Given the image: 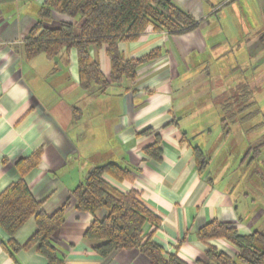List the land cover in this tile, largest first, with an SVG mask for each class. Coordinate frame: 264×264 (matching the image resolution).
I'll use <instances>...</instances> for the list:
<instances>
[{
  "label": "crops",
  "instance_id": "1",
  "mask_svg": "<svg viewBox=\"0 0 264 264\" xmlns=\"http://www.w3.org/2000/svg\"><path fill=\"white\" fill-rule=\"evenodd\" d=\"M46 1L0 0V194L20 179L18 162L42 150L38 167L24 180L35 199L44 202L47 215L71 199L66 221L54 236L61 264H150L138 250L105 259L85 238L91 224L106 213L77 211L72 191L94 167L115 163L131 170L134 181L112 183L122 192L137 191L159 218L154 240L167 255L176 253L188 264H212L206 257L211 246L234 257L232 244H204L198 231L213 221L228 223L243 236L264 230V210L258 212L249 193L234 194L238 163L231 145L221 153L215 147L228 139L233 126L246 132L256 126L235 123L226 133L222 106L246 105L239 117L261 113L257 98L264 86V0H173L201 21L199 28L179 36L150 28L137 42L121 44L126 59L157 50L161 56L142 65L135 81L114 84L105 94L96 86L82 88L76 50L54 59L45 54L27 58L25 42ZM66 21L70 19L54 13L44 25L57 28ZM91 58L109 78L106 48H92ZM216 106L217 116L208 115ZM211 116L221 120L213 143L205 140L213 131L209 122H194ZM157 138L160 161L145 153ZM195 148L210 159L206 173L197 167ZM36 231L33 218L14 240L25 246ZM10 239L0 228V264L49 263L36 247L12 255L4 246Z\"/></svg>",
  "mask_w": 264,
  "mask_h": 264
},
{
  "label": "trees",
  "instance_id": "2",
  "mask_svg": "<svg viewBox=\"0 0 264 264\" xmlns=\"http://www.w3.org/2000/svg\"><path fill=\"white\" fill-rule=\"evenodd\" d=\"M54 13L64 15L70 21L60 23L57 28H45L44 24L53 18ZM76 23L80 25L77 27ZM200 24V20L173 0H47L41 9L39 22L26 39L25 51L29 59L40 54L54 59L64 51L76 50L82 88L90 90L96 86L101 94H105L114 84L124 80L135 81L137 70L142 65L161 56L157 50L140 59H126L120 51L121 44L137 42L150 28L154 32L179 36L198 29ZM103 47L111 64L109 78L102 72L100 64L91 58L92 48ZM223 108L226 113L222 121L226 133H229L230 125L240 123L245 126L259 114L257 110L239 117L246 111V105L236 102ZM259 144L255 147V154L264 147V137ZM145 153L156 161L162 159L159 138L145 149ZM42 154L43 151L39 150L18 162L20 179L0 194V228L11 238L4 246L12 255L36 247L48 259V264H61L54 236L66 221L71 199L59 211L47 215L43 211L44 202L35 199L24 180L38 167ZM194 155L199 171L206 173L210 163L208 155L200 148L194 149ZM112 181L133 182V172L115 163L97 166L72 191L77 211L91 215L101 211L106 213L102 219H96L85 234V238L93 242L94 251L107 259L117 252L138 250L150 264H188L176 253L167 255L154 240L160 220L142 203L139 193L135 190L122 192ZM33 218L37 224L36 233L25 246L18 245L15 235ZM150 225L154 231L147 233L146 228ZM198 237L204 244L225 240L237 249L231 257L209 246L206 257L212 264H264V230L243 236L234 226L213 221L198 231ZM199 264L209 263L199 261Z\"/></svg>",
  "mask_w": 264,
  "mask_h": 264
},
{
  "label": "rangeland",
  "instance_id": "3",
  "mask_svg": "<svg viewBox=\"0 0 264 264\" xmlns=\"http://www.w3.org/2000/svg\"><path fill=\"white\" fill-rule=\"evenodd\" d=\"M261 90L262 91L258 93L259 97L257 98L261 113H259L253 121H250L252 127L256 126L251 129L247 126L249 129L248 132H246L245 127L241 129L239 126H233L232 133H230L228 139L222 143L217 142V146H215L221 153L223 150H227V145H231V152H233L231 154L234 159L233 162L236 161V163H238L233 172V174L236 173L234 182H236L237 179L239 181L237 186H235L236 190L234 191V194L236 196L239 191L242 192V194L246 192L249 193L251 200H255V202L258 203L259 213L264 210V147L261 148V151L258 154H255V147L259 143L261 144L262 138L264 137V86H262ZM202 107V105L198 106V108ZM216 108L217 106L211 108L207 114L217 116ZM214 116H211V119L207 121H194L195 123L209 122L213 131L211 136H207L205 140L207 142L208 138L210 143H213L216 138L218 127L221 128L220 118H215ZM226 154V151H224L222 160ZM226 161L227 160L220 163H225ZM230 186L233 187V185ZM261 222H264V217Z\"/></svg>",
  "mask_w": 264,
  "mask_h": 264
}]
</instances>
